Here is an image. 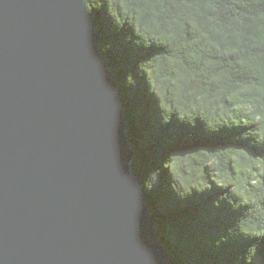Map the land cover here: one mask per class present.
<instances>
[{"label": "water", "instance_id": "obj_1", "mask_svg": "<svg viewBox=\"0 0 264 264\" xmlns=\"http://www.w3.org/2000/svg\"><path fill=\"white\" fill-rule=\"evenodd\" d=\"M101 42L82 0H0V264H184Z\"/></svg>", "mask_w": 264, "mask_h": 264}, {"label": "clouds", "instance_id": "obj_2", "mask_svg": "<svg viewBox=\"0 0 264 264\" xmlns=\"http://www.w3.org/2000/svg\"><path fill=\"white\" fill-rule=\"evenodd\" d=\"M82 2L88 14L106 11L124 42L141 51L136 76L163 125L239 133L223 146L170 153L144 187L152 192L163 169L179 200L218 191L213 207L224 203L236 215L215 246L255 240L233 262L253 264L264 241V0ZM126 85L136 86L132 74Z\"/></svg>", "mask_w": 264, "mask_h": 264}, {"label": "trees", "instance_id": "obj_3", "mask_svg": "<svg viewBox=\"0 0 264 264\" xmlns=\"http://www.w3.org/2000/svg\"><path fill=\"white\" fill-rule=\"evenodd\" d=\"M96 28L102 36L101 48L111 43L112 48L103 54L114 70L120 84L123 105L129 118L131 135L129 139L137 151L132 163L143 190L153 205L158 219L159 231L165 240V247L184 264H233L255 240L245 237L230 238L219 248L215 242L232 226L236 214L224 204L213 207L218 191L179 200L170 189V178L161 169L158 183L152 192L144 187V180L170 153L197 147L223 146L231 143L239 133L221 132L209 134L202 125L189 128L173 120L168 125L160 121L154 100L147 94V85L136 76V63L143 58L140 50L124 42L123 34L115 30L106 11L91 14ZM132 74L136 86L126 85L127 75ZM191 141L186 143V139ZM253 264H264V241L260 242Z\"/></svg>", "mask_w": 264, "mask_h": 264}]
</instances>
